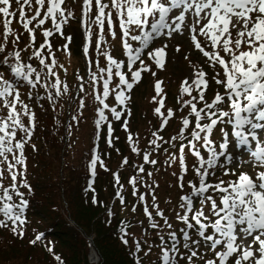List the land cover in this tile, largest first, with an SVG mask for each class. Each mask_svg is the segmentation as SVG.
I'll use <instances>...</instances> for the list:
<instances>
[{"label":"snow or ice","instance_id":"snow-or-ice-1","mask_svg":"<svg viewBox=\"0 0 264 264\" xmlns=\"http://www.w3.org/2000/svg\"><path fill=\"white\" fill-rule=\"evenodd\" d=\"M15 3L19 5L17 10H13L12 0H0V18L3 19V43H0V53L4 54L0 59V65L6 66L11 77L17 82L13 83L6 78L3 71H0V165H5L4 168H0V181L6 178V174L10 181L8 186L0 182L2 216L0 228L10 227L13 236L23 239L28 223L26 210L30 206L26 193L33 194V188L26 177L25 150L26 145H30L33 151L36 150L35 144H30V141L37 124L36 114L22 99L18 83L22 81L29 86L28 99L33 98L31 90L39 85L48 93L46 99L54 109L56 98L67 94L69 86L62 84L53 71L55 59H52L51 64L46 63L42 51L47 46L48 52H52L48 39L54 35L52 29L59 33L61 38L66 39L67 43L63 45L65 51L72 38L65 37L62 31V26L68 22V18L65 17L66 8L62 7L65 0H15ZM26 7L32 10L31 15L26 13ZM71 16L72 13L69 11L68 17ZM82 16L86 40L82 48L83 55L89 57L90 45H94L93 50L105 59L106 64L101 66L98 59L88 60V80L77 77L82 81L78 91L80 93L87 91L85 83L92 89L89 94L98 102L95 110L98 118L95 120L94 135L99 140L100 129L106 124L105 139L108 148H112L114 143L112 121H121L125 112L128 116L131 115L126 102L131 100L129 94L134 85L141 81L142 73H150L155 77L156 72L152 66L164 67L162 61L167 55L166 49L169 44L166 40H161V45L153 48L152 45L157 39L165 37L174 39L176 35L187 37L191 34V43L195 49L211 61L213 66L219 65L223 69L224 78H217L220 76L217 72L211 79L224 87V94L217 92L211 102L205 100V92L201 90L202 86L205 88L208 86V81L204 79L206 75L204 71H197L191 82L187 79L183 81L177 103L179 110L188 108L189 111L181 117V127L169 140L158 135V132L164 130L174 112L167 109L166 116L162 113L161 109L165 108V101L161 97L162 82L157 81L154 85L155 95L152 100L159 105L154 108V113L164 118L158 130L151 134L153 139L149 144L153 146L152 151L143 153V164L138 167V172L145 173L144 165L158 163L156 159H150L152 153L161 148L157 141L164 144L177 142L172 144V147L177 148L178 156L170 154L165 163L171 167L177 159L179 161L180 173L177 175L174 172L173 175L177 176V185L183 194L179 196L177 205L179 210L175 212L174 219L182 226L177 229L165 215L164 210L160 209L154 194L158 185L147 186L151 194L149 205L146 202V194L139 193L137 177H131L128 181L132 187L131 195L137 197L138 203L143 205L148 227L156 230L158 238L156 244L150 243L146 238L143 241L132 240L130 254L136 257L134 264H143L137 254L143 253L148 257L154 247L159 250V254L150 264H264V170L257 171L253 177L247 172L229 173L225 169L223 176L231 174L236 177L227 181L217 176L216 169L223 167V164L218 165V161L225 157L228 133H223L225 142L219 144L220 151H217L210 139L217 125L225 122L232 124V135L237 138L239 145H248L250 138L256 140L255 130L264 128V123H259L264 121V0H82ZM189 17L193 20L191 25L188 23ZM14 20H18L23 30L29 34L32 43L28 45V49H32L36 42L37 29L46 22H51L52 29L46 28L42 33L44 42L32 50L28 57V60L33 58L38 60V64L42 66L39 70L33 64L23 61L22 51L28 49L11 52L6 50L5 45L9 43L10 36L14 35L11 28ZM92 25L97 29L94 40ZM106 36L111 40L120 39L126 59L117 60L106 47H103L109 44ZM198 36L210 41L212 50L218 46L222 47L228 59L219 51L205 50L207 44L202 46ZM19 42L20 35H14L11 43L18 45ZM242 47H246L247 50H241ZM176 50L180 51L179 46ZM93 65L95 71L91 70ZM47 76L55 77L54 81L41 83L42 77L46 81ZM114 77L118 78L115 83ZM113 84L114 86L110 87ZM98 85L101 91L97 90ZM52 89H55L54 93ZM194 92L198 95H193ZM185 94L190 98L185 99ZM110 95L114 97L116 106H110L106 102ZM158 97L160 98L157 99ZM36 99L43 100L45 97L37 93ZM198 103H202L203 106L198 108ZM225 105L228 110H222ZM86 107V101L80 99L79 109ZM105 110L110 113L111 120L105 114ZM71 119L77 121L79 117L73 115ZM68 127L71 134L73 125ZM246 127L249 129L247 134L244 131ZM122 128L128 132L127 119L123 120ZM127 143L133 145L132 153L140 155L130 133L127 135ZM201 148L206 151V158L201 154ZM186 149L197 162L192 168L194 179L188 180L187 185L185 176L189 172V167L186 163ZM164 151L167 152L168 149ZM251 155L254 158L253 163L264 168V147H260L258 143L256 151ZM225 159L228 163L232 161L231 156ZM122 163L129 164L128 158L125 157ZM98 166L108 171L101 154L94 147L88 165L90 175L86 190L93 193L91 196L93 205L99 203L100 206H104L103 202L97 200L92 187ZM146 175L153 177L152 172H147ZM213 176H217V182L210 181V177ZM114 178L116 185L119 186L115 197L123 206L125 205L123 185L117 174H114ZM185 187L188 191H185ZM21 189H25L26 192ZM136 211L137 207L133 205L132 212ZM106 214L107 223L110 224L114 212L109 208ZM129 227L131 225L124 221L118 226L119 239L125 246H129V238L132 236L128 231ZM43 239V234L38 233L29 244L35 246ZM142 243L147 245L146 251ZM46 247L49 253H53L51 246ZM208 252L212 255H206ZM53 255L57 264H64L60 255L54 253Z\"/></svg>","mask_w":264,"mask_h":264},{"label":"rangeland","instance_id":"rangeland-1","mask_svg":"<svg viewBox=\"0 0 264 264\" xmlns=\"http://www.w3.org/2000/svg\"><path fill=\"white\" fill-rule=\"evenodd\" d=\"M13 4V10H17L19 8V5L15 3V0H12ZM62 7L66 8L65 11V17L68 18V22L62 26V31L64 33L65 37L70 36L71 42L68 44V49L65 51L63 49V45L67 43L66 39L61 38L60 34L55 32L54 29H52L51 22L48 21L44 26H42L40 29H37L36 32V42L32 45V49H28V45L31 42L29 34L23 30L22 24L18 22V20H14L11 24V28L13 29L14 35H20V42L18 45H14L12 43L7 44L8 47H13V50L21 51L24 49H28L27 51H22V59L26 63H31L33 66L37 67L38 70L42 67L38 64V60L33 58L32 60H28V57L32 54V50L37 48L39 44L44 42L43 38V31L47 29H52L54 32V35L52 37H49V43L52 46V52L49 53L47 50V46L42 51V56L45 58L46 63L51 64L52 59H55V66L53 68V71L55 72L56 76L60 78L62 81V84H67L69 86V92L67 94L62 95L61 97H57L55 100V106L53 109V105L48 102L46 99L48 93L41 88L39 85L36 89L31 90L33 92V98L28 99V91L29 86L26 85L24 82L18 83V88L22 93V99L28 103L32 110L36 114V130L34 131L33 136L36 135L35 141L39 138V130H41L42 123L45 120L49 122L50 119H52V132L55 134L56 137H58V141L62 139L63 137L68 141L66 142V153L63 154L62 159L65 162H70L73 167L77 168V171H81L83 175V168H81L83 161H87L86 164V172H87V166L89 165V159H88V152L91 147V143L93 139L95 138V141L98 139L94 135V132L96 131L95 125H93V121L96 119L95 117V110L98 107V102H96L92 95L89 93L92 92V89L89 87L88 83L84 84L85 89L87 91L85 93H80L78 91L82 81H80L77 77H84L85 80H88V75L85 74L82 70V61H88V60H95L98 59L101 66H105L106 62L105 59L102 56H98L97 53L93 50L94 45H90V54L89 57H85L82 52L83 45L86 43L85 35L83 31V16H82V0H65V5ZM26 13L28 15L32 14V10L25 8ZM72 13L71 17H68V12ZM95 9H93L94 13ZM18 17V12H17ZM94 18V16H93ZM35 23V22H34ZM188 23L191 25L193 23V20L191 17L188 18ZM93 30V40L95 39V33L97 31L95 25H92ZM199 30V28H197ZM231 30V28H230ZM78 33L80 34V39L82 41V44L80 45V56H77L74 53L73 50V40H76V38L79 37ZM3 34V19L0 18V35ZM13 36H10L9 39H13ZM106 39L109 40L108 45H104L103 47H106L110 54L113 55L114 58L117 60L126 59L122 52V45L119 38L116 40H111L110 37L106 36ZM198 39L202 41V46L204 44H207V47L205 50L212 52L210 41H206L204 37H199ZM161 40H166L169 44V47L166 49V57L163 59L164 67L163 68H155L153 65V70L156 72V76L153 77L150 73H142L143 77H150L152 79L150 84H146L143 86L141 84V81L138 84H135L132 92L129 94L131 95V100L126 102L127 109H130L131 115L128 116L127 112H125V116L121 118V121H113L116 123L113 125L114 133V143L112 148L104 147L99 150V153L101 154V158L105 161V165L108 168V171H104L99 166L97 167V174L99 176L104 177V180H102V186L100 188L101 193H109L107 190V187L110 185V178L109 176H112V172L121 170L122 177L120 178V183L123 185L122 194L127 193L129 195V198L134 203V205H137V209L143 213V205L138 203V198L133 197L131 195L132 187L128 183L129 179L133 176L137 177L138 183L137 187L139 189V193L146 194V202L150 205L151 204V194H149V188L147 186L149 185H158L155 187V196L157 197V203L160 207V209L164 210L172 203V198L175 193V187L178 188L177 185V176L173 175V173H177L179 175L180 168H179V161L173 163L171 167L168 166V164L165 163V161L168 160V156L170 154H176L178 156V150L177 148L172 147V144H176L177 142L172 141L170 144H164L162 141H157V143L161 144V148L157 151L152 153V156L150 159H156L158 163L156 165H144L146 171L145 173H139L138 167L143 164L142 155L145 151H152V147L149 144V141L153 139L152 132L157 131L160 125V122H162V119L164 117L157 116L154 113V108L156 106H159L158 104H155V102L152 100V97L155 95L154 85L157 81H161V87L163 89L161 93V97L165 101V108H162V113L166 116V110L172 109L174 112V116L172 118H169V123L165 126L163 131L158 132V135H161L164 137L165 140H169L171 136L176 135L178 129L181 127V117L186 115L189 111L188 108H184L182 110H179V105L177 103V99L180 94V89L183 84V81L187 79L189 82H191L192 79L195 78V73L197 71H204L206 73L205 80L208 81V86L205 88L202 86L201 90L205 92V100L207 102L212 101V97L216 93V89L220 94H224V87L222 85H217L213 79H211L217 72L220 73V76L217 78H224L223 77V69L220 68L219 65H212L211 61H208L206 57H203L202 53L199 52V50L195 49L194 45L191 43V34H189L187 37L183 35H176L174 39H167L160 38L157 39L152 47H159L161 45ZM177 46H179L180 51H177ZM220 50H218L221 55L228 59V57L223 53L222 47H219ZM241 50H247L246 47H242ZM187 57V59L185 58ZM1 59V58H0ZM2 68L0 71H3L5 73L6 78L10 79L11 74L8 72V69L6 66L1 65ZM89 68V66L87 65ZM92 71H95V65H93ZM126 71V69H123ZM46 73V69L44 70ZM9 73V74H7ZM130 75V74H129ZM55 77L53 76H47V80L42 77L41 83L45 82H53ZM13 81V83H17L15 79L12 77L10 79ZM118 81V78L114 77V83ZM154 81V82H153ZM102 83V81H101ZM111 85L110 87H113ZM187 86V85H184ZM97 90L101 91L100 85L97 86ZM53 93L55 92V89H52ZM39 94L41 97H45L43 100H37L36 94ZM128 94V93H126ZM168 94L172 96V101L168 99ZM193 95H198L197 93H193ZM84 99L87 103V107L84 109H79V101L80 99ZM158 97L157 99H159ZM190 97L185 94V99H189ZM45 101L47 106H44L43 103ZM110 105H114V97L110 95L108 101H106ZM42 105V107H41ZM202 103H198V108L202 107ZM223 110H228L225 108H222ZM118 110H121L120 108ZM106 111V115L109 116V119L111 120L110 113ZM67 114H74L79 117L77 121H73L71 118L66 119ZM50 117V119H49ZM72 117V116H71ZM127 119L129 124V130L126 133L122 128V122L123 120ZM190 120H193L192 117H189ZM225 121H227V118H225ZM136 122V123H135ZM207 122V121H205ZM256 122V121H254ZM259 123H264V121H261ZM69 125H73L71 128V134H69ZM229 127V133L231 135L233 131L232 124H228L227 122L223 124H218L217 129L219 127ZM232 127V129H231ZM48 131L49 125L47 126ZM45 127V130H47ZM214 129L213 131H215ZM102 131V128L100 129ZM119 131H122L119 132ZM255 132L259 134L264 139V128L256 129ZM131 134L133 136L134 146H136L139 151L140 155H137L135 153L131 152V146L133 145H125L123 146V149L126 151L125 156L129 160V164L124 165L122 163L123 160H121V157L124 156V154L117 152V145H120V139H127V135ZM187 134V132H186ZM101 136H103V142L106 144V125L104 126L103 133L101 132ZM47 135V138L50 140L51 136L49 137ZM118 137V139H116ZM63 138V139H64ZM190 138V137H189ZM102 139V138H101ZM237 140L233 136V139L228 148V154L225 155L231 156L232 161L231 163H228L225 158L222 159V161H226V164L221 167L217 168L216 172H220L219 177L223 178L224 180L229 179H235L236 177L232 176L231 174L228 176H223V171L227 169L229 173L235 171L237 174L240 172H247L250 175L254 177L255 173L260 170H264V168L259 169L260 167L258 165H255L253 163L254 158L252 157H245L241 152L239 153L235 147L234 141ZM42 139H38L37 146L39 147V150H44L42 146ZM223 141H221L222 143ZM31 143V141H30ZM27 146V145H26ZM199 147V145H198ZM164 149H168L167 152L164 151ZM203 149V148H202ZM217 151H220L219 145L216 147ZM202 152V151H201ZM122 155V156H121ZM47 161L52 162L53 168H45L44 165H41L40 170L36 169L34 172V177L38 181V179L42 178L39 177V175H43L42 178V184L45 183V177L49 178L52 177L53 181L56 183V192H55V203H57V206L59 207V213L61 216H63L64 220L66 221L67 218V205L65 207L63 206L62 199V190L60 189V186L63 184V176L65 167L64 162L61 161V159H58V155L55 153L50 157H47ZM29 162V160H28ZM26 160V164L28 163ZM219 162V161H218ZM186 163L189 167V171H192L193 165L197 162L195 161V158L192 157L190 154H188V150L186 149ZM41 164V163H40ZM5 165H0V168H4ZM32 164H31V170H32ZM220 170V171H219ZM26 172L27 169H26ZM81 172H78L80 175ZM147 172H152L153 177H148L146 175ZM194 172L192 173V175ZM217 176L210 177L211 182H217ZM19 178V177H18ZM20 179V178H19ZM5 184V186H8L9 179L6 178L3 181H0ZM39 182V181H38ZM87 180L85 181V183ZM109 182V183H108ZM96 183L94 182L93 188H96ZM115 185L116 192L118 185L113 182ZM85 185V184H84ZM85 187V186H84ZM112 187V186H111ZM109 189V188H108ZM113 189V187H112ZM86 190V189H85ZM21 191H23L21 189ZM73 191V190H72ZM87 191V190H86ZM74 192V191H73ZM107 195V194H106ZM115 197V194H114ZM116 199V197H115ZM167 206V207H166ZM132 209V207H131ZM151 210V209H150ZM66 211V212H65ZM125 217H128L131 219V228L129 230L130 233H132V236L129 238L130 242H132L133 239L136 240H144L145 238L151 242L152 233L145 235L144 234V223L147 224L148 227V221L144 222V220H141L140 222H137L135 220L136 214L131 211V213L127 210L124 211ZM0 219H2V216H0ZM134 222V224L132 223ZM70 223V228L77 233L78 238L83 240L84 248L82 247L80 249L81 254L84 257V262L86 264H100V258L97 253V250L95 247L92 248V250L87 249L85 247V237L87 236L90 238L93 243L96 239V236H101V233L98 231L97 227L95 226V222L90 226L89 231L87 234L82 233L76 226ZM162 223V221H161ZM156 235V233H153V236ZM5 239L9 242V245L11 244V239L7 234H5ZM155 244V243H154ZM147 250V248H146ZM145 250V251H146ZM34 255H37V258H41V255L38 251L33 253ZM96 255L97 259L92 262L88 258V256ZM159 254V250L156 249L155 251H152V253L148 256L150 261L156 260L157 256ZM212 253L208 252L206 255L210 256ZM43 257V256H42ZM46 258V257H45ZM48 259V258H46Z\"/></svg>","mask_w":264,"mask_h":264},{"label":"trees","instance_id":"trees-1","mask_svg":"<svg viewBox=\"0 0 264 264\" xmlns=\"http://www.w3.org/2000/svg\"><path fill=\"white\" fill-rule=\"evenodd\" d=\"M78 35L79 37L76 38V40H73L74 44L72 48L74 50V53L77 56H80V45L82 44V41L80 39L79 33ZM0 43H3V35H0ZM10 43L11 39H9L8 44ZM5 47L8 52L13 51V47H8L7 44L5 45ZM3 56L4 54L0 53L1 59L3 58ZM82 65L83 72L85 69V74H87L89 72L87 62L83 60ZM0 69H3L1 65ZM10 79H12V77H10ZM151 81L152 79L150 77H143L141 79V84L145 86L146 84H150ZM168 99L172 101V96L170 94H168ZM43 103L45 104L44 106H47V103L45 101H43ZM110 106L116 105L111 104ZM73 115L74 114H67L66 119H70ZM95 117L96 119L98 118L96 116V112ZM95 120L93 121V125H95ZM51 121L52 119H50L49 122L44 119L41 130H39L40 136L38 139H42L41 142L45 151L39 150V147L35 143L38 141V139L36 141L34 140L36 138V135L33 136L30 143L35 144L36 150L33 151L30 145L26 146L25 155L27 157V162L29 160V162L27 163L28 172H26V177L33 188V194L27 195L26 193V198L30 201L29 209L26 210V218L28 221L25 229L26 235L23 239H19L12 235L10 227L0 228V264H57L54 259L53 253L60 255L62 260L64 261V264H86V262H84V257L80 252V249L82 247L84 248L83 240L79 239L77 236L78 234L68 226L67 222L59 213V207L57 206V203H55L56 183L53 181L52 177H45V183L43 184V175H39V177H42L38 179L39 182L34 177L35 170H40L41 165H44V163L45 168H53L52 162L47 161V157H50L55 153L58 155V159H61V161L64 162V174L66 175L63 176V184L62 186H60V189L62 190L63 200L67 205V213L69 219L76 226V228H78L82 233L85 234L88 233L90 226L92 227V225L94 224L93 222H95V226L101 233L100 237L96 236V239L93 243L100 258V264H134V260L136 259V257L130 254V252L132 251V242H130L129 240V246L123 245L119 239L120 233L118 232V226L122 221L130 224L131 219L125 217L124 211L128 210L131 213V207H133L134 205L127 193L122 194L125 197V205L123 206L119 203V200L115 199L114 197L115 186L113 182L116 183L114 174H117L119 178H121V170L119 169L117 171H114L111 173L112 176H109L111 180L110 185L107 187L109 193H101L100 191L102 180H104V177L99 176L98 174L95 176L93 184L94 182L96 183V181H98V183L96 184V188H94L95 194L97 196V200L99 202H103L104 206H100L99 203L97 205H93L91 203V196L93 195V193L91 191L85 190L88 187L90 175L88 166L87 172L85 169L88 160L86 162L83 161L82 163L81 168H83L84 170L82 175V172L77 171V168L73 167L70 162H65L62 159L63 154L67 151L66 142L68 141L64 137V139L62 138L58 141V137H56L52 132ZM115 124L116 123H113V125ZM48 125L50 129L49 131L47 128ZM45 127L47 128V130H45ZM102 128H104V126H102ZM101 132L103 133V131ZM119 132L122 133V131ZM47 135H49V137L51 136L49 141L48 139L45 141ZM101 138L97 141H95V138L93 139L88 152L89 161L94 147L98 152L101 148L103 149L104 147H107V144L103 142V136H101ZM214 139L216 145L217 141L220 138L215 135ZM119 142L120 145H117L116 147L119 148V153L124 154V156L121 157V160H123L126 157V151L123 149V146L124 144L127 145L128 143L127 139L122 140V138ZM201 151V154L203 156H206L202 148ZM31 164L33 167L32 170ZM78 172H81V174L79 175ZM220 172L222 173V171ZM220 172L217 173V175H219ZM192 173V171H189L185 176V185H187L188 180L194 179V174L192 175ZM86 180L87 182L85 183ZM111 186L113 187V189ZM22 190L26 192L25 189ZM175 190L176 191L172 198L173 201L170 206H166L167 208L164 209V212L165 215L169 218L170 222L174 223L175 227L178 229L182 225L175 221L174 216L175 212L179 210L177 207L179 203V196L183 193H181L179 187H175ZM185 191H188L187 187H185ZM109 208L114 212V216L112 217L110 224L107 223L108 217L106 214L107 209ZM135 214V220L137 222H140L141 220L147 222L144 214L141 213L138 209ZM132 223L134 224V222ZM146 227L147 224L144 223L145 235L150 234V232L156 233V230H153L151 228L147 229ZM130 228L131 227H129L128 231L130 230ZM38 233L43 234V241L35 246L30 245L29 241L33 239L34 236ZM153 233L151 242L156 244L158 243V238L156 235L153 236ZM5 234H7L9 238H13L11 239L10 245L5 237H3L5 236ZM46 246H51L53 248V253H49ZM142 247L144 248V250H146L147 245L142 243ZM156 249L157 248L154 247L153 251H155ZM36 251H38L41 255L40 259L37 258V255L33 254ZM137 255L143 261V264H150L151 261L148 259L149 257H145L143 253ZM45 257L48 259H46Z\"/></svg>","mask_w":264,"mask_h":264},{"label":"built area","instance_id":"built-area-1","mask_svg":"<svg viewBox=\"0 0 264 264\" xmlns=\"http://www.w3.org/2000/svg\"><path fill=\"white\" fill-rule=\"evenodd\" d=\"M85 243H86L87 249L92 250L91 239L90 238L85 239ZM90 256H88L89 259H90Z\"/></svg>","mask_w":264,"mask_h":264},{"label":"bare ground","instance_id":"bare-ground-1","mask_svg":"<svg viewBox=\"0 0 264 264\" xmlns=\"http://www.w3.org/2000/svg\"><path fill=\"white\" fill-rule=\"evenodd\" d=\"M90 260H92V262H94L96 259H97V256L96 255H92L90 254Z\"/></svg>","mask_w":264,"mask_h":264}]
</instances>
